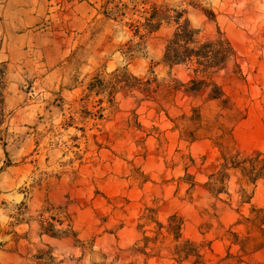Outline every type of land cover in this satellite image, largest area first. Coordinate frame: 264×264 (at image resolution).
I'll return each instance as SVG.
<instances>
[{
	"label": "rangeland",
	"instance_id": "rangeland-1",
	"mask_svg": "<svg viewBox=\"0 0 264 264\" xmlns=\"http://www.w3.org/2000/svg\"><path fill=\"white\" fill-rule=\"evenodd\" d=\"M154 8L164 20L149 34ZM169 9L232 45L239 70L230 59L209 77L222 98L188 90L192 66L162 63ZM92 14L38 41L26 58L45 70L6 68L5 263L264 264V179L244 184L227 165L222 192L208 186L224 157L264 153V0H107Z\"/></svg>",
	"mask_w": 264,
	"mask_h": 264
},
{
	"label": "trees",
	"instance_id": "trees-1",
	"mask_svg": "<svg viewBox=\"0 0 264 264\" xmlns=\"http://www.w3.org/2000/svg\"><path fill=\"white\" fill-rule=\"evenodd\" d=\"M153 14L146 20L147 33L152 34L159 29L164 20L161 17L156 8L153 9ZM167 12L172 13L169 15L167 20L173 21L175 29L171 37L166 41L162 63L172 67L174 65H189L192 66V72L194 78L189 81V91H199L202 87L211 84L212 88L209 93L211 99H220L224 96L222 89L216 84L210 82V74L216 71H220L226 68L227 63L230 59H233L235 66L239 70V66L235 62V51L230 42L224 38V36L217 30L215 37L203 38L200 36L201 31L191 26L188 19H184L180 23L182 17V11L175 9H169ZM0 80H1V91L5 88L6 83V66L0 62ZM96 83L90 84L91 90H100L102 87V81L97 79ZM1 123V121H0ZM240 158V153L237 151L231 157H224L223 163L220 166V170L210 175L211 183L208 186L210 190L215 193H221L223 187L216 189L218 185H223L227 174L224 172L228 170L229 165L231 170L238 171L240 179L243 180L244 184H250L256 186L259 180L264 179V153H256L251 157ZM173 219H169V231L174 234V239L178 241L180 226L175 223ZM161 227V226H160ZM189 245L188 241L183 243ZM179 250V248H178ZM195 251V250H194ZM193 251L194 256L199 257L197 253ZM184 254V251H180ZM190 256L191 253H186Z\"/></svg>",
	"mask_w": 264,
	"mask_h": 264
},
{
	"label": "crops",
	"instance_id": "crops-1",
	"mask_svg": "<svg viewBox=\"0 0 264 264\" xmlns=\"http://www.w3.org/2000/svg\"><path fill=\"white\" fill-rule=\"evenodd\" d=\"M106 1L6 0L0 5V62L9 71L15 70L18 77H21L20 72L26 70L30 75L45 70L41 66L45 67L47 63L26 58L36 55L38 41L45 45L51 42L55 26L67 28L68 31L74 30L78 21L82 26H87L92 12L103 8ZM48 49L52 48L48 46ZM22 67H26V70L23 71ZM4 256L0 255V264H6Z\"/></svg>",
	"mask_w": 264,
	"mask_h": 264
}]
</instances>
